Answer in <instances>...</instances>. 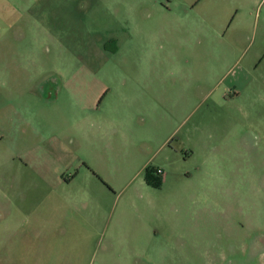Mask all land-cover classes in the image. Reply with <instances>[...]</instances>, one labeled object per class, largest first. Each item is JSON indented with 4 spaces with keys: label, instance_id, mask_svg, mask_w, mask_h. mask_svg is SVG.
<instances>
[{
    "label": "rangeland",
    "instance_id": "rangeland-1",
    "mask_svg": "<svg viewBox=\"0 0 264 264\" xmlns=\"http://www.w3.org/2000/svg\"><path fill=\"white\" fill-rule=\"evenodd\" d=\"M148 251L264 264V0H0V264Z\"/></svg>",
    "mask_w": 264,
    "mask_h": 264
},
{
    "label": "crops",
    "instance_id": "crops-1",
    "mask_svg": "<svg viewBox=\"0 0 264 264\" xmlns=\"http://www.w3.org/2000/svg\"><path fill=\"white\" fill-rule=\"evenodd\" d=\"M151 256H154V253L152 251H148L147 254L140 256V260L142 261V264L143 263L156 264L155 260L151 261L153 259Z\"/></svg>",
    "mask_w": 264,
    "mask_h": 264
},
{
    "label": "trees",
    "instance_id": "trees-1",
    "mask_svg": "<svg viewBox=\"0 0 264 264\" xmlns=\"http://www.w3.org/2000/svg\"><path fill=\"white\" fill-rule=\"evenodd\" d=\"M148 173V171H147ZM156 175H157V170H156ZM146 181L147 183H149V178H148V175H146ZM161 185V178H159L158 176L156 177V188L160 187Z\"/></svg>",
    "mask_w": 264,
    "mask_h": 264
},
{
    "label": "flooded vegetation",
    "instance_id": "flooded-vegetation-1",
    "mask_svg": "<svg viewBox=\"0 0 264 264\" xmlns=\"http://www.w3.org/2000/svg\"><path fill=\"white\" fill-rule=\"evenodd\" d=\"M160 171H161V173H160V174L157 173V176H158L159 178H161V180H163L165 174H164V172H163L162 170H160Z\"/></svg>",
    "mask_w": 264,
    "mask_h": 264
},
{
    "label": "built area",
    "instance_id": "built-area-1",
    "mask_svg": "<svg viewBox=\"0 0 264 264\" xmlns=\"http://www.w3.org/2000/svg\"><path fill=\"white\" fill-rule=\"evenodd\" d=\"M157 173H158V174H160V173H161V171H160L159 169H157Z\"/></svg>",
    "mask_w": 264,
    "mask_h": 264
}]
</instances>
